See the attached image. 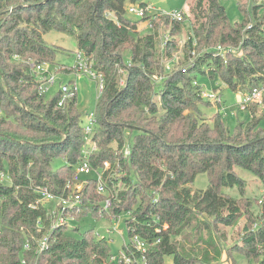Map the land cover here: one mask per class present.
<instances>
[{
	"label": "trees",
	"instance_id": "1",
	"mask_svg": "<svg viewBox=\"0 0 264 264\" xmlns=\"http://www.w3.org/2000/svg\"><path fill=\"white\" fill-rule=\"evenodd\" d=\"M137 1L0 0V264H123L92 229L74 237L78 228L52 226L53 200L42 199V188L57 199L74 194L85 144L78 97L63 106L58 92L47 99L27 63H55L59 47L44 38L50 30L74 35L76 53L91 59L107 82L95 107L93 171L80 175L83 202L68 210L81 208L77 219L89 211L98 215L111 197L107 216L130 214L125 224L131 240L123 249L135 251L132 237L140 235L148 242V264H167V257L173 264H220L226 234L219 226H234L245 216L234 253L264 264V211L260 216L253 207L260 198L246 201V182L237 171L252 172L264 189L260 108L251 106L249 119L231 130L219 111L204 115L200 105L212 101L194 83L202 73L218 74L237 92L264 84V0H240L244 20L235 24L221 0H193L196 21L188 27L185 58L204 49L193 65L173 72L163 60L177 47L190 6L183 21L150 15L132 21L126 4ZM162 20L173 25L163 48ZM149 21L153 29L142 33ZM218 46L240 52L223 58L215 55ZM60 157L65 162L55 167ZM98 173L104 192L97 190ZM200 173L208 174L209 186L194 190ZM235 187L241 196L224 191ZM44 237L48 246L40 250ZM228 249L230 257L234 250Z\"/></svg>",
	"mask_w": 264,
	"mask_h": 264
},
{
	"label": "rangeland",
	"instance_id": "2",
	"mask_svg": "<svg viewBox=\"0 0 264 264\" xmlns=\"http://www.w3.org/2000/svg\"><path fill=\"white\" fill-rule=\"evenodd\" d=\"M186 0H138L136 4L145 3L151 5L153 10H173L176 8H182L185 4ZM240 0H221L222 5L226 8L228 16L232 23H241L244 20V15L241 9L238 6V2ZM244 2H248L251 0H243ZM131 3L126 4V16L131 19L132 21L141 20V17H138L135 14L129 13L128 8ZM190 11L187 16V19L183 24H181V32L177 36V47L172 50V56L164 58L163 62L166 65L168 72H173L178 69H185L189 66L193 65L195 62L199 51L202 52L204 48H199L193 54L191 52L190 58H185V42L188 40V34L190 33L188 27L191 26L193 22H195V13L194 7L196 6V2L191 0L189 1ZM159 32H160V42L161 48H163L167 41L171 38L170 31L173 28V25H165L164 21L162 20L159 24ZM191 29V28H190ZM152 29L147 25L143 26L142 33H148ZM193 33V32H192ZM44 38L50 45H55L59 47V51L56 54V61L55 63L50 64L55 68L58 69L57 75V82L51 88V91L47 94V99L52 98L59 90L60 83L63 81L65 83H70L75 80L78 84V108L83 113V121L82 123H86L88 121V115L91 111H93L96 107L97 103V90H96V81L90 77L88 74H80L76 76L73 72L67 73L64 72L62 69V65H67L69 67L74 66L76 62V51L78 50V43L76 37L74 35L59 32L55 30H50L44 33ZM235 53L240 52L239 50L234 49ZM126 60H129V57H125ZM24 62V61H23ZM64 72V73H62ZM122 74L121 83H124L125 73L124 71L120 70ZM197 82L201 85L204 89L212 90L215 89L217 93L222 95V102L212 101V104L206 105L201 104L200 109L204 113V115L209 118L216 114L218 111L223 115L224 121L227 126L231 130L235 128L239 121L248 120L250 113L241 111L238 106V93L235 90L227 87L224 81L220 78L217 74L213 77L209 75L198 73L197 74ZM260 115L263 116L260 126L264 128V108H260ZM113 147L116 148V143L113 144ZM64 158H58L55 161V167L62 166L64 164ZM239 175L245 180L246 182V192L244 198L246 201L256 198H261L264 194V189L261 180L255 176L252 172L238 168L237 169ZM210 180L207 173H200L196 176L194 182L191 184V187L195 190L197 189H207L209 186ZM82 188V187H81ZM81 191V189L79 190ZM225 192L230 193L235 197L241 196L239 189L235 188H226L224 189ZM78 192V189L76 191ZM54 202V203H53ZM52 202L53 209L57 207V211L55 213L52 212V223H59L61 217L64 218V225H68L72 229L78 228L77 230H73L72 236L80 237L82 233H85L88 230L98 238H106L108 241L111 251L113 252L114 256H118L120 251L124 248V245L129 243L131 240V235L129 232L128 227L125 224V220L129 218V213H121L118 217H109L105 213L98 215H94L92 211L84 214L81 218L77 219V213L79 214L81 211L77 209L74 211H69L68 209L65 210L64 214H61L58 211V203L60 202L58 199H54ZM254 209L259 211L260 216L263 214V208L254 204ZM111 215V214H110ZM70 218L69 224L66 223L67 219ZM245 216H242L239 220V223L234 226H219L222 232L226 234V240L224 242V253L221 259L220 264H259L254 259H249L245 255L234 253V248L236 247L237 243H241L243 237V226L245 224ZM233 253L229 257V249ZM233 247V249H232ZM167 264H172V258L167 257L166 259Z\"/></svg>",
	"mask_w": 264,
	"mask_h": 264
},
{
	"label": "built area",
	"instance_id": "3",
	"mask_svg": "<svg viewBox=\"0 0 264 264\" xmlns=\"http://www.w3.org/2000/svg\"><path fill=\"white\" fill-rule=\"evenodd\" d=\"M189 1L186 0L185 4L182 8H176L173 10H153L151 5L141 3L136 4L133 2L130 4L128 8V12L137 15L138 17H145L146 15H150L152 19H155L159 16H167L172 20L183 21L185 19V15L187 13L189 7ZM151 29H153V23L149 21L147 24ZM229 50V51H227ZM195 54L194 51H192ZM228 52H234V47H229L226 49L223 46H218L215 48V55H221L223 58H226ZM29 68L36 74L38 77V91L40 94L47 95L51 88L57 82L58 69H55L50 63H38L36 61H27ZM124 71V69H121ZM66 72V71H64ZM62 72V73H64ZM73 72L76 76L80 74H88L96 81V90H97V100L101 97L106 89V77L102 72H99L94 69L93 61L86 57L83 53H77L76 62L74 66L71 67V71L67 73ZM197 84V81L194 82ZM78 84L75 80L70 83L61 82L58 93L61 94V98L59 100V106H63L68 100L73 99L78 96ZM238 106L241 111H248L251 106L255 105L258 108H264V84L260 87H255L250 91L239 90L238 92ZM203 96L210 101L214 102H222V95L217 93L215 89L207 90L203 88ZM97 117L95 114V109L91 111L88 115V121L83 123V132H84V140L85 144L82 149L83 154V162L78 166L77 174L75 176V187L78 189V192L74 193L69 199L58 198L60 201L58 203V211L61 214H64L65 210L68 208H74L77 205L82 204L83 199L81 197V192L79 191L82 187V182L80 181L81 174H89L93 171V168L90 163V157L92 152L96 149V145L92 142L93 135L95 133L96 125H97ZM126 154L130 152L129 147L126 149ZM98 182H97V190L98 192H104L106 190L104 178L102 173H98ZM72 186V182L67 183V188ZM42 199L45 201H51L57 199L55 195L48 191L47 188H42ZM103 209L100 210L101 214H104L105 211H108L112 206V198H107L103 203ZM260 207L263 208L264 198L261 197L259 200ZM61 207V208H60ZM57 211V207L53 209V213ZM113 217V216H112ZM70 218L67 219L66 223L69 224ZM64 218L61 217L59 223H54L52 226L56 227L60 224H63ZM160 239H158L159 241ZM133 248L135 251L140 253V256L137 257L135 255V251H132L131 254L127 252V250L122 249L118 256H113L112 259L123 264H148L146 252L148 249V242L144 240L140 235L135 234L132 237ZM48 246V238L44 237L40 244V250L46 248ZM173 264V263H172Z\"/></svg>",
	"mask_w": 264,
	"mask_h": 264
}]
</instances>
